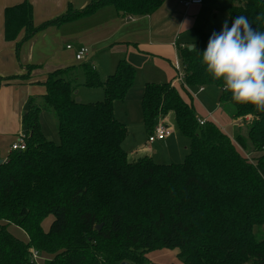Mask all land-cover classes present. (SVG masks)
Instances as JSON below:
<instances>
[{
	"label": "trees",
	"instance_id": "1",
	"mask_svg": "<svg viewBox=\"0 0 264 264\" xmlns=\"http://www.w3.org/2000/svg\"><path fill=\"white\" fill-rule=\"evenodd\" d=\"M163 2L92 0L40 28L104 7L129 17L149 16ZM241 15L264 32V0H231L229 28ZM40 28L33 25L30 3L4 10L5 41H16L22 31L21 41H27ZM211 35L198 31L192 49H179L182 84L216 87L228 118L251 117L247 137L255 164L213 122L200 126L194 107L170 83L145 85L142 122L151 134L156 122L172 115V126L188 140V153L178 164H157L146 156L130 162L122 148L127 129L117 120L114 103L133 87V67L120 61L102 79L82 65L83 86L103 90V99L93 103L75 101L76 67L56 70L43 84L42 105L28 100L22 118L25 151L0 158V264H37L34 252L52 256L43 264H146L148 254L164 249L176 251L183 264H264V112L235 103L223 82L206 72L201 54ZM42 112L55 119L58 143L44 134ZM233 141L246 150L241 135ZM49 216L53 221L45 232L42 222ZM11 226L27 240L15 237Z\"/></svg>",
	"mask_w": 264,
	"mask_h": 264
},
{
	"label": "crops",
	"instance_id": "2",
	"mask_svg": "<svg viewBox=\"0 0 264 264\" xmlns=\"http://www.w3.org/2000/svg\"><path fill=\"white\" fill-rule=\"evenodd\" d=\"M25 1L32 7L34 27L40 28L62 16L69 7L81 11L92 0H0V158L2 160L9 155L10 145L16 142L17 138L25 135L22 118L27 111L28 100L33 98L36 104L42 101V96L45 94L43 84L48 74L59 69L76 67L74 73L78 82L82 79V83H79L74 93L76 97H79L82 103L93 97L94 100H102L101 88L83 86L81 66H88L100 78L105 79L112 75L117 64L124 60L135 71L134 85L126 93L124 101H136L140 105L146 84L170 83L174 87L177 85L178 82H173L178 76L176 62L179 60V49L193 47L198 40V31L216 32L210 29L213 28L218 16V10L215 8L217 0H203L201 5L189 7L182 5L186 0H164L155 13L144 17H129L118 13L113 7H104L88 17L60 26L40 28L27 41H21L24 36L22 31L16 41L7 42L3 35L4 10ZM230 6L231 1H229V10ZM195 35L197 40L194 41ZM67 46L71 49L68 50ZM81 47L89 51L82 62H77L74 56ZM27 66H32L33 69L29 70ZM179 68H182L181 65ZM24 75H28L29 78L19 79ZM204 91L205 89L189 95L194 99L193 97L203 94ZM118 102L120 101L114 103V114L127 129L125 107L122 106L121 115L115 111ZM124 104L125 102H122L121 105ZM220 111L223 117L228 118L221 109ZM198 117L213 122L224 131L212 114L207 113L204 117ZM53 120L55 121L54 118ZM166 124L172 127L175 133L176 130L168 120ZM167 145L170 146V142ZM140 150L144 152L151 149L149 146H144ZM11 233L17 238L20 237L19 233H22V238L19 239L26 240L23 231L17 227H14Z\"/></svg>",
	"mask_w": 264,
	"mask_h": 264
},
{
	"label": "rangeland",
	"instance_id": "3",
	"mask_svg": "<svg viewBox=\"0 0 264 264\" xmlns=\"http://www.w3.org/2000/svg\"><path fill=\"white\" fill-rule=\"evenodd\" d=\"M229 1L231 0H217V5L215 8L218 10L217 20L214 22L212 31H221L222 25L225 20L228 21L229 26ZM194 41L197 40V36H194ZM178 73V72H177ZM78 83H82V79H79ZM176 90L180 94V96L190 105H192L200 117H204L209 113V115H213L218 125L224 128L226 134L230 137L231 142L238 150V152L246 158L250 163L255 164L254 156H257L254 152H252V146L247 137L248 125L251 117L247 118H237V119H228L221 113L219 109L220 104V90L216 87H206L203 94H200L197 97H192L189 93L195 94L198 91L197 87H186L183 86L180 82L175 85ZM186 88V90L184 89ZM103 92L102 89H100ZM98 91V92H100ZM79 98V97H78ZM97 99V98H96ZM93 103L101 100H94L93 98H89L84 101V103ZM122 102H125L124 105H121ZM43 101H39L37 104L42 105ZM122 106L125 107L126 111V122H127V137L122 144L123 150L127 153L128 161H137L143 157H150L153 162L162 165L168 164H178L182 163L185 155L188 153V140L184 138L177 130L175 133H172L170 139H166L161 142H154L152 144L148 143L149 132L146 131L145 127L142 125L141 115H140V105L136 101H120L115 106L116 113H122ZM229 108V107H228ZM230 109V108H229ZM223 112V111H222ZM169 124L173 125V116L169 117ZM41 127L46 135L47 139L53 141L54 143H58V135L56 130L55 121L53 120L52 114H42L40 116ZM167 121V120H165ZM231 121V122H230ZM163 122V121H162ZM233 122V123H232ZM158 122H156L157 124ZM155 124V125H156ZM23 131L26 132L25 126H23ZM25 134V133H24ZM241 135L244 138V142L246 145V150L242 149L239 145H237L233 139L236 135ZM18 139V138H17ZM16 139V141H17ZM170 142V146L167 143ZM144 146H149L151 150L141 151L140 149ZM184 152L186 154H184ZM53 221L51 216L44 219L42 222V229L47 232L49 230L50 224ZM264 230V229H263ZM14 231V227H10V232ZM24 234V232H23ZM22 238V233H19ZM24 238L27 237L24 234ZM25 240V241H26ZM36 258L37 264H43L47 259H50L52 256L45 254H38ZM146 264H183L181 260L177 257L176 251L171 250H159L148 254ZM44 259V260H43Z\"/></svg>",
	"mask_w": 264,
	"mask_h": 264
},
{
	"label": "clouds",
	"instance_id": "4",
	"mask_svg": "<svg viewBox=\"0 0 264 264\" xmlns=\"http://www.w3.org/2000/svg\"><path fill=\"white\" fill-rule=\"evenodd\" d=\"M201 56L206 72L223 82L235 103L264 112V32L256 31L243 15L236 16L230 28L225 20Z\"/></svg>",
	"mask_w": 264,
	"mask_h": 264
},
{
	"label": "built area",
	"instance_id": "5",
	"mask_svg": "<svg viewBox=\"0 0 264 264\" xmlns=\"http://www.w3.org/2000/svg\"><path fill=\"white\" fill-rule=\"evenodd\" d=\"M203 3V0H186L185 2H182V5L185 7H189L192 5H201ZM67 49L70 50L71 47L67 46ZM88 49L85 47L79 48L76 53H75V61L77 62H82L84 60V57L88 54ZM180 62L179 60L176 62V68L178 70V76L174 80L173 83L180 82L182 83L183 80V71L182 68H179ZM204 89L199 88L198 93L202 92ZM247 118V117H246ZM163 121V122H162ZM199 125L202 126L206 123V120L204 119H198L197 120ZM173 133L172 127H170L168 124H166L165 120H160L158 123L155 125L153 132L149 134L148 136V143L152 144L156 141H163L166 138L170 137ZM10 152H23L25 151V135L20 136L16 142L12 143L9 148ZM38 253L34 252L33 257L36 260Z\"/></svg>",
	"mask_w": 264,
	"mask_h": 264
},
{
	"label": "water",
	"instance_id": "6",
	"mask_svg": "<svg viewBox=\"0 0 264 264\" xmlns=\"http://www.w3.org/2000/svg\"><path fill=\"white\" fill-rule=\"evenodd\" d=\"M189 49H192V46H191ZM74 93H76V92H74ZM75 101H76L77 103H79V102H80V99H79L78 97H76V98H75ZM97 229H100V226H98ZM123 264H127V263H123Z\"/></svg>",
	"mask_w": 264,
	"mask_h": 264
}]
</instances>
